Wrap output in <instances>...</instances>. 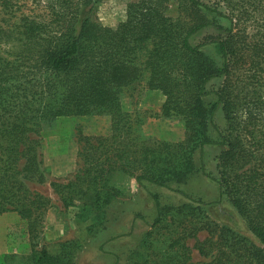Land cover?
<instances>
[{"label":"trees","instance_id":"trees-1","mask_svg":"<svg viewBox=\"0 0 264 264\" xmlns=\"http://www.w3.org/2000/svg\"><path fill=\"white\" fill-rule=\"evenodd\" d=\"M102 1L44 0L43 12L30 14L20 0H0V214L18 212L36 235L50 200L20 178H43L40 141L32 135L62 116L107 114L117 149L100 137L99 144L84 138L96 150L105 147L100 152L107 162L92 161V176L52 183L67 206L82 200L78 216L93 221L90 229L123 194L113 174L129 170L155 201L154 227L164 219L200 225L185 228L171 244L181 251L162 264H196L184 239L202 229L213 234L196 240L209 259L203 264H264V0H177L178 16L168 12L173 0H133L115 27L96 20ZM5 15L18 19L5 26ZM142 81L163 92L161 115L182 120L183 141L131 136L134 123L124 120L122 94ZM207 146L219 148L216 173L206 168ZM195 172L218 184L219 200L236 208L249 234L228 226L215 232L202 199L166 203L151 188L183 193L181 184ZM64 257L66 250L34 249L29 262L68 264Z\"/></svg>","mask_w":264,"mask_h":264},{"label":"rangeland","instance_id":"rangeland-1","mask_svg":"<svg viewBox=\"0 0 264 264\" xmlns=\"http://www.w3.org/2000/svg\"><path fill=\"white\" fill-rule=\"evenodd\" d=\"M43 1L20 0L21 10L40 14L43 12ZM131 1L133 0H103L99 5L96 20L104 27L117 26L126 18L127 7ZM169 5L170 15L183 14L177 0H173ZM262 17L263 15L259 16ZM4 18L5 26L18 19L13 15H5ZM254 21L257 22V18L250 20L249 24L252 26ZM252 28L249 29L253 32ZM165 98L161 90L148 89L143 81L124 89V120L134 123L132 137L140 132L146 139L173 143L186 138L185 126L180 118L161 115ZM113 127V118L107 114L62 116L45 125L39 136L32 135L40 141L38 151L43 178H29L24 174H20V178L30 190L44 195L50 201L43 213L42 222L38 225L39 232L34 236L30 234L28 225L18 212L8 211L0 214V264H31L29 258L34 249L43 248L53 254L66 250L64 260L68 264H130L133 258L141 261V264H162V258L170 252L181 251L177 245L172 249V242L184 234L186 227L200 225H196L194 221L186 222L184 219L183 222L164 219L162 225L154 227L153 221L157 215L155 201L147 188L141 186L129 170L113 174V180L122 189L123 194L109 205L104 221L92 229L89 225L93 221L82 220L78 216L82 212V200L75 198L74 203L67 206L60 193L54 189L53 182L65 184L76 180L77 175L84 172L92 176L94 173L91 174L87 168L92 161L107 162L100 152L105 147L96 150L86 144L84 138L94 137L91 142L99 144L96 137H100L107 140L108 147L117 149L119 137ZM116 149H110V154L114 155ZM218 152L219 148L215 146L206 147V168L213 173H216L215 155ZM197 161L201 163L199 156ZM151 188L161 193L163 202L166 203L178 204L194 198L202 199L206 216L215 232L219 233L222 227L228 226L249 234L241 214L227 199L219 200L218 184L203 173L195 172L185 184H181L183 193L156 185H151ZM152 230L153 235L149 237L152 242L145 243L144 238H147L148 232ZM211 235L213 234L202 229L197 232L196 237L184 239L191 247V260L196 264L209 260L195 247L196 240H203ZM145 254L149 255L148 259Z\"/></svg>","mask_w":264,"mask_h":264}]
</instances>
